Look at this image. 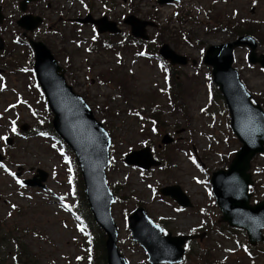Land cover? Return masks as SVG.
Instances as JSON below:
<instances>
[{
  "label": "rangeland",
  "instance_id": "374dc122",
  "mask_svg": "<svg viewBox=\"0 0 264 264\" xmlns=\"http://www.w3.org/2000/svg\"><path fill=\"white\" fill-rule=\"evenodd\" d=\"M19 1L0 0L4 16L0 33L6 45L0 57L7 64L0 65V136L5 138L13 133V121L15 128L27 123L34 129L50 120L43 96L33 83L31 53L19 42L21 30L15 24L21 14ZM88 10L93 17L116 21L123 38L112 39L108 49L92 51L91 44L103 36L73 23ZM27 13L43 19L32 38L51 50L65 69L69 85L85 97L110 136L107 183L116 194L112 216L118 229L117 245L128 263L147 262L127 227V216L140 205L165 233H204L202 240L185 245L189 257L182 264H264V243L247 250L246 237L226 231L214 204L210 175L226 169L240 144L229 130L223 102H211L210 70L200 65L206 47L229 42L245 30L256 35V52L264 54V0H180L165 6L156 0H38L28 5ZM130 14L155 24L147 29L153 46L166 43L186 56L189 64L176 68L171 76L168 66L154 56L138 57L134 49L120 48L119 40L125 41L129 34L122 20ZM248 53L244 47L235 50L233 65L264 110V71L248 63ZM166 134L173 141L160 145ZM145 145L153 149L160 167L143 172L123 163L125 154ZM60 149L53 139L35 133L16 139L10 147L0 140V152L8 157L0 167V264L96 262L72 212L76 200L69 180L75 184V168ZM18 168L20 177L16 176ZM38 168L48 173L43 190L16 183L30 178ZM249 171L258 188V195L252 192L251 203H255L264 195V155L253 158ZM173 185L180 186L192 208L181 209L158 194L159 189Z\"/></svg>",
  "mask_w": 264,
  "mask_h": 264
},
{
  "label": "water",
  "instance_id": "95a60500",
  "mask_svg": "<svg viewBox=\"0 0 264 264\" xmlns=\"http://www.w3.org/2000/svg\"><path fill=\"white\" fill-rule=\"evenodd\" d=\"M31 0H23L20 9L25 11L26 4ZM179 0H158L159 4H169ZM80 23L91 22L88 16ZM126 23L131 24L132 34L144 37L146 22H139L132 17ZM41 23L39 17L23 16L17 24L26 31H32ZM98 31L105 28V19L94 22ZM0 39V45H1ZM34 51V72L44 92L54 118L52 121L55 132L65 140L73 150L77 159L85 186V195L95 221L107 234L105 242L108 264H127L115 246L117 230L110 215V205L114 198L106 185L105 168L109 164V137L102 125L95 120L92 112L81 99L67 86L63 70L57 65L50 51L41 42L30 41ZM248 46L250 63H259L264 68V55L256 56V43L248 37L238 38L233 43L210 46L203 57V63L211 67L214 84L218 87L230 116V128L242 146L235 153L226 171L212 174V191L217 205L222 212V220L230 227L244 229L249 242L253 245L263 240L264 230V198L263 201L249 205L250 195L247 194L251 184L247 173L252 157L264 153V112L257 103L251 102V95L240 82L238 73L232 68L234 48ZM159 53L171 64L185 65L186 58L176 55L169 46L164 45ZM169 141V140H168ZM165 142V140H163ZM125 162L148 168L155 164L150 160L147 149L132 152L125 157ZM38 180L26 181L25 184L40 186L46 174L38 170ZM164 195H170L180 206H191L187 197L178 187L166 188ZM132 239L138 242L147 252L151 264L177 263L181 261L184 250L182 245L195 237L170 235L161 237L160 228L146 218L144 211L138 208L128 218Z\"/></svg>",
  "mask_w": 264,
  "mask_h": 264
},
{
  "label": "trees",
  "instance_id": "16d2710c",
  "mask_svg": "<svg viewBox=\"0 0 264 264\" xmlns=\"http://www.w3.org/2000/svg\"><path fill=\"white\" fill-rule=\"evenodd\" d=\"M240 34H248V33L243 32V33H239L238 35H240ZM214 98L221 100V97H220L219 93L217 92V90L214 91ZM46 130H49L51 132V129L49 126L46 127ZM77 172L78 171L76 170V173H75L76 175L74 176V178H75L74 189H75V194H76L75 197L77 199V205H76L77 208L76 209L79 213L82 210H85V214H86L85 219L87 220V225H90L91 228H94V230L97 231L98 236H97L96 240H95V238H92V239H94L92 242V246H93V249L95 250V255L100 256L101 259L103 260V257H104V252H103L104 238H103V236L104 235L99 229H96V227L92 224V219L90 217V214L87 211L86 203L84 200L81 179H80V176L78 175Z\"/></svg>",
  "mask_w": 264,
  "mask_h": 264
},
{
  "label": "snow or ice",
  "instance_id": "6c2138e0",
  "mask_svg": "<svg viewBox=\"0 0 264 264\" xmlns=\"http://www.w3.org/2000/svg\"><path fill=\"white\" fill-rule=\"evenodd\" d=\"M253 2H255V0H253ZM93 38H95V37H93ZM139 55H143V53H139ZM21 71H27V69H21ZM2 79H3V77H0V80H2ZM165 79H167V77H165ZM2 87H3V85L0 84V88H2ZM10 107H14V106H10ZM202 111H203V109H202ZM136 115H139V113H137ZM12 131H13V132L16 131V128H15V122H14V121H13ZM153 131H156V129L153 128ZM40 135H41V136H46L47 133L41 132ZM105 135H107V133H105ZM2 139H5V137L0 136V140H2ZM142 143H144V142L142 141ZM53 147L55 148L56 145H53ZM61 154L63 155V153H61ZM65 160H67V157H65ZM193 163H196V161H195L194 159H193ZM5 171H7V169H5ZM68 171L71 172L72 169L69 168ZM201 171H203V169H201ZM9 174L14 176L13 173H9ZM194 179H195V178H194ZM70 182H71V181H70ZM16 183H17V184H20L21 186H23V185H22V182H21L20 180H16ZM197 183H201V181L197 180ZM149 187H151V186H149ZM12 207L15 208L16 205H12ZM177 211H179V209H177ZM9 215H11V213H9ZM157 227H159V226L157 225ZM160 231L163 232L164 229L161 228ZM186 247H187V246H186ZM77 259H80V258L77 257Z\"/></svg>",
  "mask_w": 264,
  "mask_h": 264
}]
</instances>
